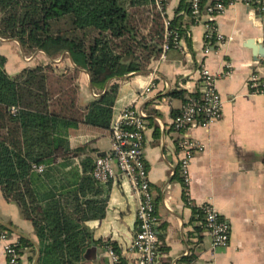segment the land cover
I'll return each instance as SVG.
<instances>
[{
    "label": "crops",
    "instance_id": "obj_1",
    "mask_svg": "<svg viewBox=\"0 0 264 264\" xmlns=\"http://www.w3.org/2000/svg\"><path fill=\"white\" fill-rule=\"evenodd\" d=\"M179 3L180 0H166L164 7L169 22L175 17L182 22L178 46L164 54L156 70L159 56L146 72L130 73L117 80L111 121L133 101L135 107L147 115L143 154L155 204L157 247H166L157 258L178 264L192 248L196 253L191 264H264V96L249 89V78L254 73L258 83L264 84V58L254 60L253 51L246 46L250 39L264 44V8L237 2L226 5L223 12L213 17L203 11L194 20L185 10L176 12ZM208 25L216 28L223 36V42L212 43V38L207 39ZM21 51L16 40L0 37V54L5 57L8 74L33 66L29 62L21 65L19 58L26 56ZM31 57L33 60L39 58L41 62L48 60L42 51H35ZM62 60L61 57L54 62ZM203 66L217 76L222 117L207 128L197 126L188 131L187 134L203 147L190 162L185 190L184 185L173 177L179 152L170 126L191 94H202L199 71ZM153 70L156 78H151ZM224 72L228 75H223ZM151 79L150 92L143 94ZM178 83L182 85L183 94L170 95ZM95 92L88 74L82 70L79 106L85 107L97 97ZM149 119L158 127L157 138ZM105 138L110 143V130L84 123L69 129L68 135L71 147L90 142V146L101 154L110 149L109 146L101 147ZM108 182L103 183L107 188L104 216L85 221L92 232V240L83 252V259L85 264H104L103 261L110 264L106 248L112 244L123 264H136L138 254L130 245L137 229V200L125 177L118 176ZM203 203L215 207L229 224L227 246L211 250V236L202 226L201 217L193 213V209ZM0 220L13 229L8 235L11 241L17 242L22 237L31 243V247L21 248L24 263L39 264V244L31 222L22 217L15 203L3 199L1 191ZM197 226L202 228L199 245H195L196 238L189 235ZM5 263L4 241L0 240V264Z\"/></svg>",
    "mask_w": 264,
    "mask_h": 264
},
{
    "label": "trees",
    "instance_id": "obj_2",
    "mask_svg": "<svg viewBox=\"0 0 264 264\" xmlns=\"http://www.w3.org/2000/svg\"><path fill=\"white\" fill-rule=\"evenodd\" d=\"M215 1L199 0V10L192 14L191 2L180 0L176 12L185 10L195 20ZM161 20L154 0H0V37L16 40L26 55L42 51L48 57L8 74L0 54V191L31 222L39 264H85L83 252L92 240L85 221L104 216L107 188L91 173L96 156L102 154L90 142L71 147L69 129L84 123L110 130L117 80L146 72L159 56ZM181 27L179 17L170 21L178 36ZM61 57V62H54ZM82 70L98 96L81 108ZM153 126L157 138L158 127ZM173 177L183 185L178 165ZM183 196L187 200L184 192ZM193 213L201 217L198 208ZM201 229L197 226L189 233L195 245L201 241ZM0 231L11 234L1 224ZM16 244L19 252L31 247L22 237ZM164 251L165 246L156 248L159 256ZM194 259L193 254L184 256L178 264ZM123 263L119 256L115 264ZM156 264L169 262L157 258Z\"/></svg>",
    "mask_w": 264,
    "mask_h": 264
},
{
    "label": "built area",
    "instance_id": "obj_3",
    "mask_svg": "<svg viewBox=\"0 0 264 264\" xmlns=\"http://www.w3.org/2000/svg\"><path fill=\"white\" fill-rule=\"evenodd\" d=\"M188 1L192 5V14H196L199 10V0ZM164 2L165 0H154L155 8L161 15L163 26L161 52L156 60L155 70L164 54L170 48L179 44L177 31L170 28V22L164 15ZM237 2L264 8V0H229L228 3L218 0L207 5L205 12L213 17L223 12L226 5ZM205 36L207 39L214 38L218 43L224 40L223 36L211 25L207 26ZM199 75L202 82V94L198 97L190 96L173 117L170 126L171 131L176 136L174 144L179 152L178 166L185 190H187L189 182L190 162L193 156L201 151L203 147L198 140L187 134L188 131L197 126L207 128L222 117V99L216 88L217 76L204 66L200 69ZM223 75H228V72H224ZM155 76L156 72L153 70L151 78ZM258 84L257 75L254 73L249 78V89L264 96V87H258ZM152 86L153 80L151 79L142 93L147 94L150 92ZM174 89L181 90L182 85L178 83ZM94 95L97 96L98 93ZM134 103L133 101L124 106L112 119L110 124V149L102 155L96 156L91 173L97 181L102 183L115 180L118 176H123L128 181L137 200V229L130 247L138 254L136 264H156L158 255L156 252L157 235L154 229L155 204L143 154L147 115L142 109L136 108ZM10 111L15 114L17 108L12 106ZM35 169L41 171L42 166H35ZM198 210L201 214V224L211 236V250L227 246L230 239V228L227 221L209 203L201 204ZM0 240L4 241L5 264H25L16 242L11 241L5 231H0ZM106 252L110 264L117 263L119 255L111 245L107 246ZM195 253L190 248L185 252V256L195 255ZM192 262L193 260L188 264Z\"/></svg>",
    "mask_w": 264,
    "mask_h": 264
},
{
    "label": "water",
    "instance_id": "obj_4",
    "mask_svg": "<svg viewBox=\"0 0 264 264\" xmlns=\"http://www.w3.org/2000/svg\"><path fill=\"white\" fill-rule=\"evenodd\" d=\"M246 46L250 48L253 51V59L258 60L259 58H264V44L263 43H257L254 40H248L246 42ZM0 224L9 230L13 231L11 226L6 224L5 222L0 220Z\"/></svg>",
    "mask_w": 264,
    "mask_h": 264
},
{
    "label": "rangeland",
    "instance_id": "obj_5",
    "mask_svg": "<svg viewBox=\"0 0 264 264\" xmlns=\"http://www.w3.org/2000/svg\"><path fill=\"white\" fill-rule=\"evenodd\" d=\"M22 50V49H21ZM21 52H23V51H21ZM24 53V52H23ZM24 55H26V54H23V56ZM31 56H32V54H30ZM31 56H29V55H26V56H24V58H22V57H20L19 58V62H21L22 64L21 65H26V64H28V62L30 63V64H36L37 62H41V61H39L38 59L39 58H36L35 60H33V58L31 57ZM39 57L42 59L43 57H42V55L41 54H39ZM25 59V60H24ZM40 59V60H41ZM103 145L104 146H102L101 145V147H110V143L109 142H107V138H105V139H103Z\"/></svg>",
    "mask_w": 264,
    "mask_h": 264
}]
</instances>
